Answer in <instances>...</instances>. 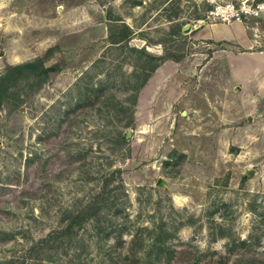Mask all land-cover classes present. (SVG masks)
<instances>
[{"label": "rangeland", "instance_id": "374dc122", "mask_svg": "<svg viewBox=\"0 0 264 264\" xmlns=\"http://www.w3.org/2000/svg\"><path fill=\"white\" fill-rule=\"evenodd\" d=\"M224 1L0 0V73L48 67L0 97V264H264V80L230 86L212 65L227 44L197 31L237 18L206 15ZM244 1L263 3L238 19L264 47V0ZM112 19L173 60L146 88L130 86L141 60L108 41ZM100 79L112 99L85 102L84 82ZM159 224L168 257L146 250Z\"/></svg>", "mask_w": 264, "mask_h": 264}, {"label": "trees", "instance_id": "16d2710c", "mask_svg": "<svg viewBox=\"0 0 264 264\" xmlns=\"http://www.w3.org/2000/svg\"><path fill=\"white\" fill-rule=\"evenodd\" d=\"M107 34L106 37L111 44L115 45L116 47L123 48L127 53L131 51H136L137 56L140 58L141 62L139 64L140 69L135 70L133 68V73L136 75L140 74V78L133 83H131V88H134V92L137 91L145 82L151 71L165 58L162 54L153 53L145 48V46H136L134 44L129 43V39L133 33L132 27L123 20H115L112 19L108 21L107 26ZM48 67L43 64L42 57H36L27 61L17 62L13 64H8L3 72L0 73V97L7 88V86L14 82L20 75H22L25 71L30 72H41L47 71ZM105 87V82L103 79L98 80V82L86 81L84 82L83 86V100L87 103H94L97 101H107L111 100L113 95L110 94H103L102 90ZM136 95H134L135 100ZM119 102V99L116 101ZM121 106V102L119 103ZM114 106V103L112 104ZM118 109V107H117ZM123 109V107H121ZM118 137H123V134L118 135ZM92 204L88 205L86 208L78 209L74 214H72L61 232H69L71 227L75 222L80 220L86 213L91 212L90 207ZM163 224V222H162ZM162 224H159V227L156 228L153 226L150 231L153 233L151 237V241L149 242L150 248L146 249L147 251L151 249H155L157 253H165L166 257H168V253L170 247L165 240L161 239V233L165 231ZM113 228L119 230L121 225L117 226L114 225ZM101 226L98 227V232L100 231ZM132 240L130 246V252L136 254L138 248L141 246L142 240L140 237V233L135 230L131 232ZM239 242L241 244H246L250 242L247 238H240ZM251 260L247 261V264H259V260L256 257H250Z\"/></svg>", "mask_w": 264, "mask_h": 264}, {"label": "crops", "instance_id": "0c3cea01", "mask_svg": "<svg viewBox=\"0 0 264 264\" xmlns=\"http://www.w3.org/2000/svg\"><path fill=\"white\" fill-rule=\"evenodd\" d=\"M253 26V23L249 24L241 19L233 18L204 22L197 29L201 37L214 41L219 40L227 44L226 48L216 50L219 53L222 52L221 49L224 50L221 59L213 60L212 64L213 57H209L205 65L207 67L210 64L215 65V67H223L224 78L230 86L237 87L238 90L244 88V84H253L258 79L264 80V47L253 46L254 40L260 42V35L253 32ZM216 51L214 54H216ZM172 61L169 59L161 61L151 72L149 78L143 84V88H146L149 80L157 70L165 65H171Z\"/></svg>", "mask_w": 264, "mask_h": 264}, {"label": "built area", "instance_id": "2783aa9c", "mask_svg": "<svg viewBox=\"0 0 264 264\" xmlns=\"http://www.w3.org/2000/svg\"><path fill=\"white\" fill-rule=\"evenodd\" d=\"M263 7V3L259 1L255 2V5L250 7L248 3L244 0L241 1L240 4H235L232 0H225L221 3H214L212 7H209L206 11V15L208 16H216V14L220 15L222 18H228L229 15H234L233 12L235 11L236 17L239 18L241 15H245L250 9H254L256 12L258 9Z\"/></svg>", "mask_w": 264, "mask_h": 264}, {"label": "water", "instance_id": "95a60500", "mask_svg": "<svg viewBox=\"0 0 264 264\" xmlns=\"http://www.w3.org/2000/svg\"><path fill=\"white\" fill-rule=\"evenodd\" d=\"M248 170H249V172H251V171H252V169H251V168H249ZM159 181H160V180L158 179V180H157V182H159Z\"/></svg>", "mask_w": 264, "mask_h": 264}, {"label": "bare ground", "instance_id": "6f19581e", "mask_svg": "<svg viewBox=\"0 0 264 264\" xmlns=\"http://www.w3.org/2000/svg\"><path fill=\"white\" fill-rule=\"evenodd\" d=\"M175 199H177V196H175Z\"/></svg>", "mask_w": 264, "mask_h": 264}]
</instances>
